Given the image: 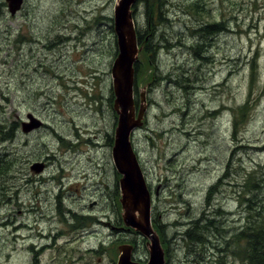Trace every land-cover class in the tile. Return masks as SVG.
<instances>
[{
  "label": "rangeland",
  "instance_id": "1",
  "mask_svg": "<svg viewBox=\"0 0 264 264\" xmlns=\"http://www.w3.org/2000/svg\"><path fill=\"white\" fill-rule=\"evenodd\" d=\"M116 3L23 0L11 16L0 0V264H115L121 244L148 260L146 239L121 221L111 157ZM163 3L131 8L148 51L158 46L152 80L134 81L148 107L131 142L166 264H215L210 245L264 216V0ZM217 23L220 33L201 34ZM29 118L38 125L23 132ZM251 174L261 188L246 203Z\"/></svg>",
  "mask_w": 264,
  "mask_h": 264
},
{
  "label": "water",
  "instance_id": "2",
  "mask_svg": "<svg viewBox=\"0 0 264 264\" xmlns=\"http://www.w3.org/2000/svg\"><path fill=\"white\" fill-rule=\"evenodd\" d=\"M137 0H117L114 6L113 30L116 36L117 56L114 59L110 76L114 95L113 111L117 115L111 157L114 168L121 177L118 181L121 220L125 227L131 228L147 239L148 261L145 264H164V251L159 236L151 226V199L143 172L132 146L131 137L143 125L147 112L146 88L138 89V107L134 102V64L139 48L131 8ZM8 13L13 16L23 0H5ZM30 119L23 124V132L38 124ZM42 165L35 164L30 170L42 171ZM116 264H141L132 260V247L121 245L117 248Z\"/></svg>",
  "mask_w": 264,
  "mask_h": 264
},
{
  "label": "trees",
  "instance_id": "3",
  "mask_svg": "<svg viewBox=\"0 0 264 264\" xmlns=\"http://www.w3.org/2000/svg\"><path fill=\"white\" fill-rule=\"evenodd\" d=\"M146 4V8L148 12L153 13L154 10H157L159 12L161 10V7H163L166 3H163L164 0H141ZM195 12V11H194ZM210 25L205 26V29H210L211 31H204L203 34H208V35H214L217 33H220L222 31V24L217 23L213 24L210 27ZM154 30V28H153ZM136 33V31H135ZM136 40H137V47L139 48V53L137 57V61L134 64V79H136V82L138 83H149L152 80V77L150 74H147L144 79V75L148 71H155L154 66L152 65V58L153 55L155 54V50L157 49V45H151L150 50L148 51V45L151 43L150 41L146 42L142 40V35L140 33H136ZM197 45L199 43H196ZM195 45L196 47H198ZM155 48H154V47ZM155 49V50H154ZM150 55V57H149ZM139 58V59H138ZM254 61V60H253ZM252 61V63H253ZM142 63L145 66V71L142 72L140 70V65ZM255 71H252V75L254 76ZM140 86V85H138ZM138 90V87H137ZM137 94V99L134 98L135 106L138 102V92ZM147 95V92H146ZM249 106H248V101L243 104L241 107L238 108L237 111V116L235 115L233 118V124H234V133L236 132L237 126L241 125L246 118L247 112H248ZM241 120V121H239ZM12 133L9 132L6 134L7 136H10ZM252 174H255L254 172ZM249 176L246 182L244 183V186L241 187L243 190L238 194V198L241 196L240 201L249 203V201L252 199V197H248V199H244L246 196H250L252 193L256 192L259 190L260 186L257 184L256 180H254V176ZM254 182V183H253ZM213 190V189H212ZM210 190V194L212 192ZM242 194V195H241ZM241 202V203H242ZM249 208L248 206L246 209ZM264 217V216H263ZM255 218L253 221L248 222L246 226H244L236 235H234L230 241L227 242L228 245H231L229 250L227 249L226 256L231 258L232 260L239 261L240 264H264V218ZM213 221H208L205 226L197 228L198 231L196 233V236L203 234L202 230L205 228H209L214 226ZM153 229L155 230L153 224H152ZM193 230V229H192ZM156 231V230H155ZM195 230H193L194 232ZM190 232V230L187 232V234ZM157 233V231H156ZM158 234V233H157ZM194 235L189 236L188 238L191 239L193 238ZM196 242H199L200 240H193ZM165 243L162 242V246L167 249V246L164 245ZM208 251L210 249H207ZM206 253V252H205ZM219 259H215L216 263L215 264H226V258L225 260L221 263L218 261ZM36 264V261L34 262ZM230 264V263H229ZM233 264V263H231Z\"/></svg>",
  "mask_w": 264,
  "mask_h": 264
},
{
  "label": "flooded vegetation",
  "instance_id": "4",
  "mask_svg": "<svg viewBox=\"0 0 264 264\" xmlns=\"http://www.w3.org/2000/svg\"><path fill=\"white\" fill-rule=\"evenodd\" d=\"M134 245V244H133ZM211 247H214L215 249V254L218 255V261H220L221 263L225 260L226 258V253H227V249L229 250V248L231 247V245H210ZM135 246L133 248V253L135 252ZM207 249H209L207 247ZM232 263V262H231ZM229 264V262L227 263Z\"/></svg>",
  "mask_w": 264,
  "mask_h": 264
},
{
  "label": "bare ground",
  "instance_id": "5",
  "mask_svg": "<svg viewBox=\"0 0 264 264\" xmlns=\"http://www.w3.org/2000/svg\"><path fill=\"white\" fill-rule=\"evenodd\" d=\"M261 188V187H260ZM164 264H166V261H165V256H164Z\"/></svg>",
  "mask_w": 264,
  "mask_h": 264
}]
</instances>
